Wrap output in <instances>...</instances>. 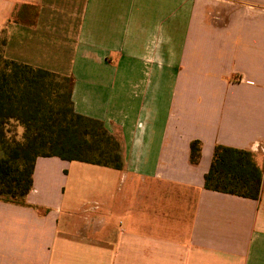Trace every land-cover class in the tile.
<instances>
[{
	"label": "crops",
	"instance_id": "1",
	"mask_svg": "<svg viewBox=\"0 0 264 264\" xmlns=\"http://www.w3.org/2000/svg\"><path fill=\"white\" fill-rule=\"evenodd\" d=\"M259 2L0 0L5 56L72 76L124 156L39 157L26 203L0 200V264H264V190L205 188L216 145L264 170Z\"/></svg>",
	"mask_w": 264,
	"mask_h": 264
},
{
	"label": "trees",
	"instance_id": "2",
	"mask_svg": "<svg viewBox=\"0 0 264 264\" xmlns=\"http://www.w3.org/2000/svg\"><path fill=\"white\" fill-rule=\"evenodd\" d=\"M0 41V200L24 205L33 188L36 160L59 157L121 170V142L73 102L74 78L8 59ZM202 143L191 142L198 164ZM264 170L248 150L216 145L205 188L258 199Z\"/></svg>",
	"mask_w": 264,
	"mask_h": 264
},
{
	"label": "rangeland",
	"instance_id": "3",
	"mask_svg": "<svg viewBox=\"0 0 264 264\" xmlns=\"http://www.w3.org/2000/svg\"><path fill=\"white\" fill-rule=\"evenodd\" d=\"M244 2H247L249 0H243ZM257 1H260L258 4L260 6L261 9H264V0H257ZM3 38L2 34H0V41L1 39ZM264 190V182H263V188H262V191Z\"/></svg>",
	"mask_w": 264,
	"mask_h": 264
}]
</instances>
